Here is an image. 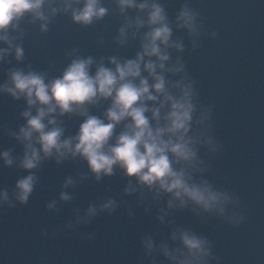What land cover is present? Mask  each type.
Wrapping results in <instances>:
<instances>
[{
    "label": "clouds",
    "instance_id": "1",
    "mask_svg": "<svg viewBox=\"0 0 264 264\" xmlns=\"http://www.w3.org/2000/svg\"><path fill=\"white\" fill-rule=\"evenodd\" d=\"M117 3L122 14L130 8L148 10L146 23L149 31L144 35L142 52L137 54L135 60L121 64L112 58L110 63L115 65L114 69L101 65L92 74V58H77L72 60L60 77L51 81L46 82L39 73L17 70L10 74L11 87L7 84L0 86V91H6L16 99L24 96L30 108L37 106L35 115L29 111L22 114L27 118V124L17 136V139L26 142L21 167L26 170L36 168L41 160V152L44 157L55 153L57 161L68 155H79L87 161L97 180L102 174L111 176L113 167L119 166L125 176L135 178L138 184L147 186L149 190L155 188L171 194L169 207L174 200H179L181 207L191 202L205 212L217 211L222 214L225 205L231 202L230 197L214 190L206 182H196L189 171H199L196 167L199 163L196 149L199 138L193 131V125L202 124L206 117L194 120L195 93L192 83H174L172 87L179 90L178 95L171 94L166 88L163 73H180L184 66L165 68L169 55L161 46L163 49L175 47L182 51V45L170 42L172 29L164 8L157 3L149 4L147 0L141 3H137V0H117ZM46 4L50 6V0H0V41L11 49L9 31L17 30L27 16L45 21ZM63 10H71L73 22L82 25H89L94 19H102L107 14V9L101 6V0H63ZM56 12L57 8H51L53 15ZM196 21V14L187 5L181 8L176 17L177 26L187 29L190 35L198 31ZM144 25L145 21L137 18L136 27ZM41 30H46V24L41 25ZM124 32L125 29L121 28V37ZM6 55L8 50L0 49V59ZM15 57L17 60L23 58V50L19 46L15 48ZM145 57H156V61H145ZM142 63L143 70L153 80L152 84L141 75ZM98 99L111 100V106L105 113L107 122L96 116H87L73 138L62 139L64 130L57 126L54 118L48 119L47 124L44 122L45 117L57 110L62 116L76 112L85 104H94ZM158 99L159 107L150 108L145 103H155ZM166 105L168 111L163 116L164 125L160 126L161 109ZM148 112H151L152 120L157 122L155 127L145 115ZM122 121H128L125 130L111 142L114 129ZM34 134V143L39 144V149L34 147ZM0 157L6 165L13 163L8 152L0 153ZM34 184L35 177L31 174L17 182L16 198L21 203L27 202ZM128 191L135 189L130 186L126 189ZM61 198L69 199L63 194ZM7 199L6 192L0 193V201L6 202ZM112 205L113 202L109 201L103 208L108 209ZM89 214H94V209H89ZM172 239H178L181 248L169 251L164 247L163 252L173 264H207L210 250L206 239L186 231H181L178 236L174 233ZM145 247L151 251L152 241L147 240Z\"/></svg>",
    "mask_w": 264,
    "mask_h": 264
},
{
    "label": "water",
    "instance_id": "2",
    "mask_svg": "<svg viewBox=\"0 0 264 264\" xmlns=\"http://www.w3.org/2000/svg\"><path fill=\"white\" fill-rule=\"evenodd\" d=\"M203 117L193 125L199 171H189L231 202L222 214L169 207L171 194L147 189L106 264H173L163 248H181V231L207 240V264H264V0L245 1L195 108Z\"/></svg>",
    "mask_w": 264,
    "mask_h": 264
}]
</instances>
